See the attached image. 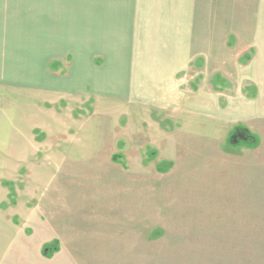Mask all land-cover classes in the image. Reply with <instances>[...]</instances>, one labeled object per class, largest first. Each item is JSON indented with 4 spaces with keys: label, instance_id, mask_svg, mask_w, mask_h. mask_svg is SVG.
I'll return each mask as SVG.
<instances>
[{
    "label": "rangeland",
    "instance_id": "1",
    "mask_svg": "<svg viewBox=\"0 0 264 264\" xmlns=\"http://www.w3.org/2000/svg\"><path fill=\"white\" fill-rule=\"evenodd\" d=\"M236 2H209L210 50L163 99L127 90L96 105L88 86L79 102L47 104L0 89V264H264V164L252 151H203L244 142L208 141L169 100L190 101L203 83L251 98L249 81L234 91L232 59L247 68L253 53Z\"/></svg>",
    "mask_w": 264,
    "mask_h": 264
},
{
    "label": "crops",
    "instance_id": "2",
    "mask_svg": "<svg viewBox=\"0 0 264 264\" xmlns=\"http://www.w3.org/2000/svg\"><path fill=\"white\" fill-rule=\"evenodd\" d=\"M209 2L215 6L218 0H0V89L31 94L33 101L47 104L79 102L88 86V101L94 103L127 90L141 103L163 99L179 89L172 77L186 73L195 58L210 50L206 46L211 47L216 18ZM234 17L253 52L247 68L232 59L235 79L242 82L234 84V91L249 81L251 98L217 96L203 83L190 101L172 94L170 106L180 107L188 129L203 125L207 137L214 136L208 141L221 140L223 133L226 142L236 128L249 130L256 148L246 142L223 150L220 143L203 151H252L261 166L264 0H237ZM244 248L238 245L243 253Z\"/></svg>",
    "mask_w": 264,
    "mask_h": 264
},
{
    "label": "water",
    "instance_id": "3",
    "mask_svg": "<svg viewBox=\"0 0 264 264\" xmlns=\"http://www.w3.org/2000/svg\"><path fill=\"white\" fill-rule=\"evenodd\" d=\"M246 133H242V134H236L235 136H233L232 138L230 137L229 139V143L230 144H239L240 142H244V143H253V140L251 138H248L246 135H244ZM232 136V135H231ZM237 146V145H236Z\"/></svg>",
    "mask_w": 264,
    "mask_h": 264
},
{
    "label": "trees",
    "instance_id": "4",
    "mask_svg": "<svg viewBox=\"0 0 264 264\" xmlns=\"http://www.w3.org/2000/svg\"><path fill=\"white\" fill-rule=\"evenodd\" d=\"M246 133V134H244V135H246L248 138H251L252 139V137L249 135V133L247 132V130L246 129H242V128H236L235 129V131L232 133V136H231V138L233 137V136H235L236 134H242V133ZM231 140V139H230Z\"/></svg>",
    "mask_w": 264,
    "mask_h": 264
}]
</instances>
